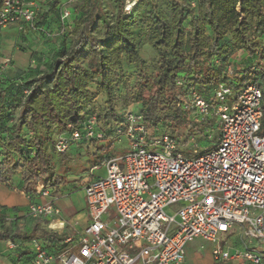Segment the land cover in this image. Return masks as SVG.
Here are the masks:
<instances>
[{"label": "trees", "instance_id": "1", "mask_svg": "<svg viewBox=\"0 0 264 264\" xmlns=\"http://www.w3.org/2000/svg\"><path fill=\"white\" fill-rule=\"evenodd\" d=\"M124 2L80 0L70 39L59 18L62 0H47L43 13L38 5L35 27L44 32H30L48 36L50 17L59 44L34 53L26 69L0 72L1 185L11 188L15 176L24 194L33 193L39 181L49 190L66 185L57 170H68L71 144L88 142H72L63 153L55 151V142L80 130L86 116L96 117L102 141L119 140L116 130L128 112L141 114L153 135L169 133L178 141L188 129L206 138L217 122L196 120L187 99L191 90L208 101L220 83L264 85V0H138L128 12ZM144 47L155 56L151 71L141 55ZM238 51L246 55V67L232 64ZM129 65L134 75L126 73ZM228 66L232 77L225 74ZM101 95L102 112L95 105ZM262 109L264 129V101ZM104 158H95L96 164ZM7 240L15 245L0 233V241Z\"/></svg>", "mask_w": 264, "mask_h": 264}, {"label": "built area", "instance_id": "2", "mask_svg": "<svg viewBox=\"0 0 264 264\" xmlns=\"http://www.w3.org/2000/svg\"><path fill=\"white\" fill-rule=\"evenodd\" d=\"M38 14L34 1L0 0V32L15 26L20 32L43 33L35 27ZM69 16L62 5L60 21ZM225 74L233 76L232 66ZM187 99L198 122L216 120L213 150H193L195 157H184L169 133L153 135L141 114L128 112L115 134L127 138V152L104 158L89 170L103 167L105 176L83 188L86 226L58 243L56 252L45 241L30 240V264H185L186 246L195 240L212 245L215 262L264 264V85L234 88L220 83L208 101L195 90ZM80 139H104L95 116H86L80 130L69 136L61 134L55 151L63 153ZM49 197L50 190L37 182L33 193L26 194L28 214L59 219L61 211L52 201L35 202ZM112 206L115 218L109 220ZM235 227L241 247L221 249L220 237Z\"/></svg>", "mask_w": 264, "mask_h": 264}, {"label": "crops", "instance_id": "3", "mask_svg": "<svg viewBox=\"0 0 264 264\" xmlns=\"http://www.w3.org/2000/svg\"><path fill=\"white\" fill-rule=\"evenodd\" d=\"M31 34L33 33L28 30L26 32H20L15 26L6 27L0 32V52L5 46H10L11 55H15L19 50V38L22 37L30 41ZM40 40H43L41 36ZM42 42H45L42 43V45L44 44L43 46L47 44L46 41ZM40 48L41 45L39 46V49ZM9 64H11L9 69L13 68V70H17L14 64ZM105 141L113 143L115 140L107 138ZM102 142L86 144L75 143L74 148L76 149L69 148V150H79L77 152L78 156H82V152H84L85 155L90 157L91 154L93 156L96 155L95 150L98 149L99 151L100 149L106 148L103 147V145L97 148V145ZM112 143H110V145H112ZM106 156L114 157L112 154L105 152V157ZM89 170L86 176L80 177V179L77 180L80 182L72 184L70 181L76 182V179H68L66 185H61L56 189L50 190L49 198L35 199L36 203L52 201L61 211V217L59 219L33 218L28 214V200L26 199V194L20 190L19 176H16L17 180H13L11 188L0 184V206L2 207L0 212V233H3L8 238H14L15 240V247L13 249L7 247V244L11 243L9 240L0 241V264H30L32 255L29 243L30 240L40 239L45 241L49 246V250L51 252H56L58 243L63 242L68 237L76 235L84 229L86 226V205L83 188L91 181L99 178L94 175L95 171L90 173ZM53 220L64 221L67 226L69 225L71 231L69 232L67 227L64 228L63 231L52 228ZM201 242L204 241L195 240L186 246L185 264H243L241 260L215 262L210 253L212 245L204 242L211 246L210 248H206V245H201ZM235 247L240 248V243L235 244ZM199 251L204 252V255L201 256Z\"/></svg>", "mask_w": 264, "mask_h": 264}, {"label": "rangeland", "instance_id": "4", "mask_svg": "<svg viewBox=\"0 0 264 264\" xmlns=\"http://www.w3.org/2000/svg\"><path fill=\"white\" fill-rule=\"evenodd\" d=\"M31 1H34L35 3L39 5L41 13H43L46 10L47 0H31ZM137 1L138 0H125L124 7L126 8L128 6H132ZM62 3H63V6H65V8L68 9L70 12L69 18L64 22V25L62 26L63 34L66 35L67 39H70V37L74 34V30H75L74 19H77L79 16L77 5L80 3V0H62ZM111 12H113V10L109 11V13ZM47 22H48L49 32L47 34L48 36L46 37L41 36V39L43 40H40V36L33 33L30 36V41L22 37L19 38V42H18L19 50L16 52L15 55L14 54L11 55L10 46H5L1 50L0 52V58H1L0 59V71L2 67H5V70H3V72H5L11 65L9 63L14 64L15 68L18 69V71L26 69L28 66L32 65L30 60L32 59L34 53H47V52H50L52 49H55L58 46L59 44L58 33H60V31L58 30L59 28L56 22L54 21V19H51L49 17ZM42 41H46L47 44L43 46L44 44L42 45V43H45V42H42ZM40 45H41V48L39 49ZM141 55L146 60L148 68L151 71L155 65V56L153 52L149 50L147 47H144L143 50L141 51ZM246 59H247L246 55L242 51L235 52L231 56L232 64L238 68L246 67V65L248 64L246 63L247 62ZM125 70L127 74L134 75L135 69L133 65L126 66ZM132 83H133V80L131 81V84ZM102 100H103V95H101L95 102L97 111L102 112V109L104 108ZM213 122H216V120L214 119ZM218 132H219V129H215L214 126H212L211 128L209 127L208 130L206 131V138H204V137L196 136L195 133H193L192 131L188 129L184 131H180V137L178 141H179V146L183 151L181 150L179 151V153L184 157L193 158L195 157L193 154L186 155L184 152H191L193 150L201 151V150H204L205 148H208V149H206L200 154H206L210 152L211 150H213V148H209V147L214 144V142L211 139L215 137V135H218ZM110 143L112 142L105 141V142L98 144L97 148H99L102 145L103 147H106V148L102 151L101 150L98 151V149L95 150L96 155L93 156L91 154L90 157L85 155L84 152H82V156H78L77 152L79 150L74 151L73 149H76V148H74V144H71L70 148H73V149L69 150V152L67 153L66 167L68 170H66L64 174L61 170H57L58 173L66 176L67 179L69 180L76 179V182L70 181V183L76 184L80 182L77 180L80 179V177L86 176L88 174V170L93 165L96 164L95 158L97 159L104 158L105 152L112 154L116 158H119L120 156L124 155L127 152V149L129 147L128 140L124 136H120L119 140H115L112 143V145H110ZM118 164L119 165L122 164V161L120 159L118 160ZM94 175L96 177L103 178L105 176V169L101 167L100 169L94 172ZM16 178L17 177L15 176L14 181L17 180ZM170 210L171 209L167 210V212H170ZM107 214H108L109 220H113L115 218V212H114L113 206L107 211ZM52 224H53L52 228H55L59 231H63L64 228L66 227L69 232L71 231V229L69 228V225L67 226L62 220H53ZM237 230L238 229H236L235 227L232 231L229 232V234L222 235L220 237L219 245L221 249L232 248V247H235V244L239 243V240L236 234ZM201 245H204V246L206 245L205 246L206 248L211 247L210 246L211 244L209 245L204 242H201ZM252 246H253L252 244H248V247H252ZM200 253H201V256L204 255V252H200Z\"/></svg>", "mask_w": 264, "mask_h": 264}]
</instances>
